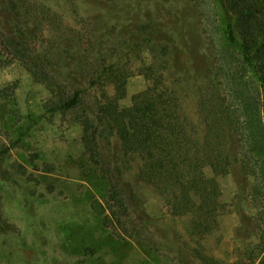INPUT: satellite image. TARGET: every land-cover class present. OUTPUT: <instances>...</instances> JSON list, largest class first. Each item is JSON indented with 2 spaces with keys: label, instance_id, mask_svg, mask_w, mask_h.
Listing matches in <instances>:
<instances>
[{
  "label": "rangeland",
  "instance_id": "1",
  "mask_svg": "<svg viewBox=\"0 0 264 264\" xmlns=\"http://www.w3.org/2000/svg\"><path fill=\"white\" fill-rule=\"evenodd\" d=\"M16 1L24 13L30 10L28 17L0 0V152L25 130L29 117L40 122L19 149L0 154V264L259 261L264 214L240 166L218 178V224L201 236L189 217L175 216L161 194L140 180V160L125 158L117 138L99 136V165L85 149L82 120L96 118L104 91L116 93L109 82L97 87L91 81L112 65L129 78L123 107L146 90L144 73L155 66L193 135L204 136L203 93L218 91L232 102L219 69L217 0ZM12 39L20 46L12 47ZM31 68L49 76L39 79L59 83L65 96L80 91L79 107L49 113L54 98ZM107 185L120 190L124 207L112 195L104 200L97 193L95 188ZM95 200L105 216L93 209Z\"/></svg>",
  "mask_w": 264,
  "mask_h": 264
},
{
  "label": "trees",
  "instance_id": "2",
  "mask_svg": "<svg viewBox=\"0 0 264 264\" xmlns=\"http://www.w3.org/2000/svg\"><path fill=\"white\" fill-rule=\"evenodd\" d=\"M7 1L14 14L30 15V10L23 12L20 1ZM216 5L219 19L215 29L221 36L217 43L219 69L227 81L232 102L222 98L218 91L211 95L203 93L200 111L204 136L193 135L191 124L181 114L177 96L165 85L155 66L144 73L149 81L146 90L134 95L128 107L121 105L127 98V75L118 65L102 70L91 85L99 87L106 81L114 85L116 93L111 97L104 91L96 118L82 120L85 149L97 165L101 158L98 138L108 133L107 136L119 140L125 158L140 160V180L161 194L175 216L189 217L201 236L210 234L218 224V178L228 175L236 166L252 179V197L264 214V0H217ZM12 45L20 46L17 39H12ZM163 49L162 55L166 57L168 50ZM36 68L39 70L37 64ZM29 70L54 98L48 106L49 113L63 114L79 107L80 91L65 96L52 78L39 79L49 77L48 74ZM7 110V104L1 105L2 120L6 119ZM28 119L29 125L0 154L19 149L40 122V118ZM95 189L104 200L110 194L125 206L118 188L107 185ZM93 209L99 216L106 214L100 200L93 202ZM258 256V264H264V245L259 247Z\"/></svg>",
  "mask_w": 264,
  "mask_h": 264
}]
</instances>
